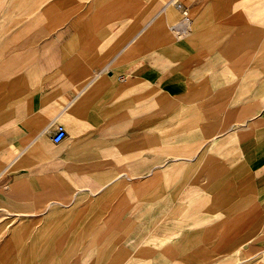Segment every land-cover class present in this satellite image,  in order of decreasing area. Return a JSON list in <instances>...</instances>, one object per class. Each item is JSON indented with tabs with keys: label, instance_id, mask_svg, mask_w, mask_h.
Masks as SVG:
<instances>
[{
	"label": "crops",
	"instance_id": "1",
	"mask_svg": "<svg viewBox=\"0 0 264 264\" xmlns=\"http://www.w3.org/2000/svg\"><path fill=\"white\" fill-rule=\"evenodd\" d=\"M171 1L0 0V264H264V0Z\"/></svg>",
	"mask_w": 264,
	"mask_h": 264
},
{
	"label": "built area",
	"instance_id": "2",
	"mask_svg": "<svg viewBox=\"0 0 264 264\" xmlns=\"http://www.w3.org/2000/svg\"><path fill=\"white\" fill-rule=\"evenodd\" d=\"M169 5H174L178 9H181L184 11L181 19L177 23L173 24L171 26V29L179 36H185L189 34L190 31L192 30L193 20L189 17L187 10L185 9L183 3L179 2L178 0H173L171 1V3L167 4L166 7ZM66 135H67V132L64 126L57 125L56 131L52 135V140L54 143H60L66 138Z\"/></svg>",
	"mask_w": 264,
	"mask_h": 264
},
{
	"label": "rangeland",
	"instance_id": "3",
	"mask_svg": "<svg viewBox=\"0 0 264 264\" xmlns=\"http://www.w3.org/2000/svg\"><path fill=\"white\" fill-rule=\"evenodd\" d=\"M5 187H7V185Z\"/></svg>",
	"mask_w": 264,
	"mask_h": 264
}]
</instances>
